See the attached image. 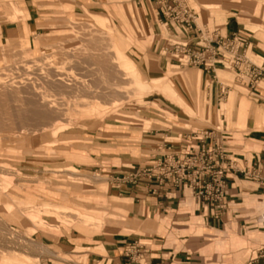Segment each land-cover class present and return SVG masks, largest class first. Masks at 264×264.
<instances>
[{"label": "rangeland", "instance_id": "1", "mask_svg": "<svg viewBox=\"0 0 264 264\" xmlns=\"http://www.w3.org/2000/svg\"><path fill=\"white\" fill-rule=\"evenodd\" d=\"M30 5L38 13L32 22L35 25L25 17ZM189 5L200 15L209 9V29L218 26L213 22L218 13L233 15L252 36L255 49L264 53V0H189ZM97 17L108 19V25L101 26ZM159 33L162 36L149 33L139 7L124 0L100 4L91 0H0V83L39 87L63 110L49 122L35 115L41 108L16 102L31 98L26 87L15 100L11 94L0 95V264H86L81 247L108 226L118 228L122 220L101 199L100 180L106 182V175L98 170L108 163L105 158L131 151L134 163L146 164L145 135L155 136L151 132L161 127L170 129L166 121L175 127L190 128V122L206 123L208 119L210 125H222L225 102L222 111H217L203 82L197 87L184 84L199 69L186 64L188 58L182 66L179 60L184 55L171 50L179 39L163 26ZM160 39L165 44L156 51ZM249 58L262 66L263 60L254 52ZM134 71L150 83L166 84L135 96L129 89ZM230 73L234 78V72ZM46 75L55 77L53 82L61 75L68 85L44 83ZM170 79L192 108L201 105L202 114L193 113L177 97L167 83ZM116 85L129 89L125 100L115 97ZM23 94L25 98H20ZM115 98L120 102L112 105ZM113 146L118 151L113 152ZM85 217L105 220L104 226L99 232L83 233L76 225L83 224ZM40 246L44 248L38 253L35 247Z\"/></svg>", "mask_w": 264, "mask_h": 264}, {"label": "crops", "instance_id": "2", "mask_svg": "<svg viewBox=\"0 0 264 264\" xmlns=\"http://www.w3.org/2000/svg\"><path fill=\"white\" fill-rule=\"evenodd\" d=\"M91 1L100 4L105 0ZM124 2L135 3L139 7L149 33L162 36L159 32L163 26L170 36L179 39V43L189 44L194 52L203 51L206 46L197 38V31L186 34L174 31L172 26L175 24L167 16V6H174L176 2L192 9L189 0ZM24 13L31 25H35L32 22L37 21L38 13L34 5H30L29 13ZM195 13L200 30L217 39L234 36L243 39L249 47L248 57L249 53L254 52L256 57L263 60L264 67L263 51L255 49L252 36L243 31L233 15L218 13L213 19L218 26L209 29L212 20L209 9L204 15ZM202 19L204 28L200 25ZM97 21L101 26H107L109 22L99 17ZM24 43L30 44L28 40ZM164 44L165 41L160 39L155 50L158 51L160 45ZM114 47L128 60L125 52L119 50L115 43ZM197 68L198 72L183 82L186 85L195 80V87L203 82L206 91L210 92V102L216 104L217 111H222V103L225 102V114L220 116L222 125H210L208 119L206 123L190 122L189 128L171 126V122L166 121L168 124H164L170 129L161 127L151 132L153 134L155 131V136L145 135L147 146L144 151L149 158L146 164L134 163L131 151L119 152L115 146L112 147L113 152H118L105 158L108 163L98 170L106 175V182L100 180L101 199L106 200L112 207L109 211L122 220L118 221L121 223L118 228L108 226L91 243L81 247L82 257L87 258L86 264H264V185L246 178L242 173L258 168L264 177V81L252 89V79L241 75L228 57H221L214 70ZM230 72H234V78ZM167 83L193 113L202 114L201 105L192 108L172 79ZM225 83L239 86L234 88ZM216 118L219 120V116ZM202 143L221 146L225 155L234 162V169L226 177L228 207L223 214L214 205L197 200L188 187L177 190L169 184L156 182L130 184L118 181V178L136 173L140 168L153 165L165 157L182 159L181 154L186 148L192 145L197 149ZM76 228L83 233L99 232L101 229L83 224L76 225ZM68 263L76 264L73 261Z\"/></svg>", "mask_w": 264, "mask_h": 264}, {"label": "built area", "instance_id": "3", "mask_svg": "<svg viewBox=\"0 0 264 264\" xmlns=\"http://www.w3.org/2000/svg\"><path fill=\"white\" fill-rule=\"evenodd\" d=\"M167 16L176 25L172 26L174 31L185 34L197 31V38L206 44L203 51L194 52L189 44L174 42V53L184 55L179 60L182 66L184 59L188 58L186 64L209 71L216 68L221 57H228L232 59L234 67L239 69L241 75L252 79V89L264 81V67L250 60L246 41L236 36L229 39L211 37L199 29L195 11L178 2L174 6H167ZM181 155L182 159L165 157L153 165L140 168L136 173L118 178V181L130 184L156 182L160 185L169 184L177 190L188 187L197 200L214 205L220 214L225 213L228 207L226 177L229 171L234 169V162L225 155L221 146L206 143H202L197 149L191 145ZM242 173L246 178L257 180L264 185L263 173L258 168L247 169Z\"/></svg>", "mask_w": 264, "mask_h": 264}, {"label": "bare ground", "instance_id": "4", "mask_svg": "<svg viewBox=\"0 0 264 264\" xmlns=\"http://www.w3.org/2000/svg\"><path fill=\"white\" fill-rule=\"evenodd\" d=\"M42 71V70H41ZM47 74V73H46ZM117 74V73H116ZM47 76V75H46ZM59 76V78L57 79V81H55L54 80V82H58V83H56V84H58L59 85V87L61 86L62 88H65L66 87V85H68L66 82H65V79L61 76V75H58ZM132 77H131V83H130V86H131V88H129L130 90H132L134 93L133 94H135V96L136 95H139V94H141V93H145V92H147V91H149V90H152V89H155V90H158L159 89V86H160V84L162 83V82H159L158 80H160V79H155L154 81H158V82H153V83H150V82H148V81H146V80H144L143 78H139V76H140V73H138L137 71H134V72H132V75H131ZM39 77V80H41L40 78L42 77H40V76H38ZM37 77V78H38ZM50 77H52V75L50 76ZM115 77V76H114ZM142 77V76H141ZM45 78V80H43V77H42V80H43V82L45 83V82H48L49 80L50 81H52L53 82V79L55 78H53L52 77V79H50V78H48V76H47V78L46 77H44ZM116 78V77H115ZM36 80H38V79H36ZM49 81V82H50ZM31 82H33V81H31ZM39 82H41V81H39ZM48 82V83H49ZM51 82V83H52ZM53 82V83H54ZM107 82V81H106ZM193 82H195V80L194 81H190V82H187V84L188 85H193ZM30 83V82H29ZM105 83V82H104ZM26 84H27V82H26ZM33 84H34V82H33ZM32 84V85H33ZM36 84V83H35ZM55 84V85H56ZM18 85H20V84H18ZM22 85H24V84H22ZM32 85H30V86H32ZM37 85V84H36ZM35 85V86H36ZM48 85V84H47ZM50 85V84H49ZM151 85H154L155 87H152ZM54 86V85H53ZM22 87H26L27 88V90L29 91H31V98H28V99H26L25 101H24V99H19L18 101L16 100V102H18V103H22V105H32L33 107V109H35L36 110V108H41V110H40V112H36L35 113V115H37V116H40L41 118H43V119H45V120H49V122H50V117L51 116H53L52 118H54V117H60L62 114H63V110L62 109H60L59 107H58V103L55 101V100H49L46 96H45V94L41 91V89L39 90L38 88H35V87H27V86H16V84L14 85V84H5V83H0V95L2 96V97H7V96H9L10 94H11V96H13L12 98H14V96H17L16 98L18 99L19 97V95L21 94V92L23 91V89H22ZM37 87V86H36ZM112 87V89H113V87L114 86H111ZM110 88V87H109ZM109 88H106V89H109ZM21 89H22V91H21ZM59 89V88H58ZM126 88H124L123 86H120V85H116L115 86V88H114V94H115V97H117V98H119V99H121V100H125L127 97H128V95H129V89H128V91L127 90H125ZM168 93H170V94H172L173 92H172V90H171V88H169V87H167L166 89H165ZM26 91V90H25ZM24 91V92H25ZM27 91V92H28ZM112 91V90H111ZM131 91V92H132ZM107 92V91H106ZM7 94H9V95H7ZM26 95V94H25ZM27 96V95H26ZM29 96V97H30ZM25 98V96H24V94H23V96L22 97H20V98ZM11 98V97H10ZM117 98H115V101H114V104H112V105H116L117 103H119L120 101L117 99ZM14 100H15V98H14ZM25 102H27L26 104H25ZM16 104V103H15ZM20 106V105H19ZM23 106V107H24ZM22 107V108H23ZM29 107V106H28ZM19 109V108H18ZM21 109V108H20ZM23 110V109H22ZM30 110V109H29ZM34 110V111H35ZM39 110V109H38ZM89 110V109H88ZM19 111V110H18ZM24 111V110H23ZM32 111V110H31ZM29 112V111H28ZM33 112V111H32ZM31 112V113H32ZM23 113V112H22ZM33 114V113H32ZM29 116H30V114H29ZM28 119V118H27ZM11 120V119H10ZM13 120V119H12ZM39 120H40V118H39ZM57 120V119H56ZM59 120V119H58ZM57 120V121H58ZM9 121V120H8ZM41 121V120H40ZM13 122V121H12ZM27 123V122H26ZM43 123V122H42ZM55 123V122H54ZM0 124H1V122H0ZM2 125V124H1ZM47 127V126H46ZM4 128V127H3ZM78 218V217H77ZM82 223L84 224V225H86V226H96V227H99V228H102L103 227V225H104V222H103V220H101V219H98V220H96V219H93V218H89V217H85V218H83L82 219ZM44 248V247H43ZM43 248L40 246V247H35V250L39 253V252H41V251H43Z\"/></svg>", "mask_w": 264, "mask_h": 264}]
</instances>
